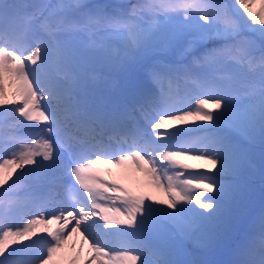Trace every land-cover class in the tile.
<instances>
[{"label": "snow or ice", "instance_id": "obj_1", "mask_svg": "<svg viewBox=\"0 0 264 264\" xmlns=\"http://www.w3.org/2000/svg\"><path fill=\"white\" fill-rule=\"evenodd\" d=\"M169 50L174 56L154 54ZM131 61L140 78L120 87L112 73ZM5 107L0 169L31 178L27 194L38 208L23 225L0 224V264H26L22 254L41 240L31 264H49L76 232L92 237L84 264H264V205L226 243L225 259H179L167 239L207 230L203 246L215 247L256 167L257 142L264 186V0H0ZM193 127L202 133L195 141ZM193 152L205 165L180 159ZM104 157L133 162L167 199L108 182L95 171ZM0 196V218L11 219L16 182ZM45 221L62 225L41 236L34 229Z\"/></svg>", "mask_w": 264, "mask_h": 264}, {"label": "rangeland", "instance_id": "obj_2", "mask_svg": "<svg viewBox=\"0 0 264 264\" xmlns=\"http://www.w3.org/2000/svg\"><path fill=\"white\" fill-rule=\"evenodd\" d=\"M91 3H101V0H93V1H90ZM222 3H225V4H228V5H232V3H233V0H222ZM258 3L256 4V5H254L253 6V10L254 11H256L257 9H258ZM82 38H85V37H82ZM84 40V39H83ZM85 41V40H84ZM121 47H122V45L121 44H116L115 42H112V48L115 50V51H118V52H120L119 50H121ZM165 55V54H164ZM136 67V66H140V64H139V62H137V64L136 65H133L132 67ZM127 74V71L126 72H124V75H126ZM14 90V87H10V88H8L7 89V91H8V95H9V98L10 99H16V97L15 96H13L12 95V91ZM7 159H11V156L9 155V156H7L6 157ZM15 167V165H12V168H14ZM137 169V171L138 172H140L141 174H145V172H143V171H141V170H139L138 168H136ZM17 172H21V170H19V169H17L15 172H12L11 170H8L7 169V167H5V168H3V169H0V175H3L4 177H8L9 176V174L11 173V174H13V173H17ZM131 172H133V171H131ZM6 175V176H5ZM112 180H114L115 181V178H112ZM150 181L149 180V177L148 176H146V177H144V179H143V181ZM116 181H118L120 184H122V185H124L126 188L128 187V188H132L133 190H137L138 188H143V186H142V184H140L138 181H137V179L136 178H134L133 177V175H132V173H128L127 175H125L123 178H120V179H118V180H116ZM0 186H2V185H0ZM153 186H155V184H153L152 185V189H153ZM158 188V191H155L156 192V194H158L159 196H163V197H165L166 199H167V194L166 193H164L163 191H164V188L163 187H157ZM45 217H50V215L48 214V215H45ZM32 218V215H30L29 217H22L21 218V221H23V220H27V219H31ZM5 220H10V219H5ZM20 221V222H21ZM28 221V220H27ZM27 221H25L24 223H27ZM19 223V222H18ZM18 223H16V224H18ZM24 223H20L21 225H23ZM52 224V223H51ZM50 223H47L46 221H45V223H43V224H39V225H36L35 226V228H39V229H41V228H44V227H46V228H50ZM37 232H39V231H37ZM80 233V232H79ZM173 236V238L171 239V244L172 245H177V249L179 250V252L176 250V253H177V258H196V257H199V256H203V255H206V253H205V251H203V249L202 248H204V246H203V242L206 240L205 238H200L201 236L199 235V236H197V237H195V236H193V237H191L190 239H188V238H185V237H182V236H180V235H178V234H175V233H173L172 234ZM170 236V235H169ZM168 236V237H169ZM73 237V238H72ZM167 237V238H168ZM179 239H181V243L179 242ZM199 239H201L202 240V242H200L201 240H199ZM72 240V241H71ZM88 240H85L84 241V243H83V249H86L87 248V246L85 247V245H86V242H87ZM82 242V240L80 239V238H78L76 235H75V233L73 234L72 233V235H71V237L69 238V240H68V242L65 244V245H68V244H71V245H77V244H80ZM194 247H196V248H200L201 250H202V252H199V251H194ZM34 249V248H33ZM33 251V250H32ZM74 259H72L71 261H70V264H71V262L73 261ZM80 261V260H79ZM79 264H82V263H79Z\"/></svg>", "mask_w": 264, "mask_h": 264}, {"label": "bare ground", "instance_id": "obj_3", "mask_svg": "<svg viewBox=\"0 0 264 264\" xmlns=\"http://www.w3.org/2000/svg\"><path fill=\"white\" fill-rule=\"evenodd\" d=\"M130 79H129V82L132 80V79H134V78H136V72H133L131 75H130V77H129ZM12 88V87H11ZM6 176V175H5ZM7 177V176H6ZM57 226H58V228H60L61 226L59 225V223H57ZM49 229H52V226H50V228ZM73 238V237H72ZM72 241V240H71ZM88 245V241L86 242V245H85V247ZM65 247V246H64Z\"/></svg>", "mask_w": 264, "mask_h": 264}, {"label": "trees", "instance_id": "obj_4", "mask_svg": "<svg viewBox=\"0 0 264 264\" xmlns=\"http://www.w3.org/2000/svg\"><path fill=\"white\" fill-rule=\"evenodd\" d=\"M257 161H258V164H259V162H260V158H259ZM258 168H259V170H260V164H259V167H258Z\"/></svg>", "mask_w": 264, "mask_h": 264}]
</instances>
